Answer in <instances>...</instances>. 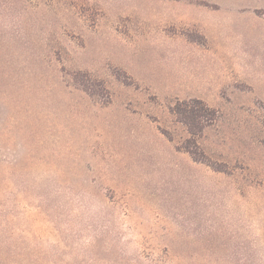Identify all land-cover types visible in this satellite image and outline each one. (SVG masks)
I'll list each match as a JSON object with an SVG mask.
<instances>
[{
  "label": "rangeland",
  "instance_id": "rangeland-1",
  "mask_svg": "<svg viewBox=\"0 0 264 264\" xmlns=\"http://www.w3.org/2000/svg\"><path fill=\"white\" fill-rule=\"evenodd\" d=\"M263 133L264 0H0V264H264Z\"/></svg>",
  "mask_w": 264,
  "mask_h": 264
},
{
  "label": "trees",
  "instance_id": "trees-1",
  "mask_svg": "<svg viewBox=\"0 0 264 264\" xmlns=\"http://www.w3.org/2000/svg\"><path fill=\"white\" fill-rule=\"evenodd\" d=\"M83 90L90 93L87 85L82 86ZM170 114L175 118L185 131L186 138L182 147L191 154L194 160L203 155L199 148V139L201 138L204 129L209 126L216 118V110L210 107L205 101L200 98L188 100H178L169 107ZM169 140H173L172 135L164 130H161ZM264 143V133L263 139Z\"/></svg>",
  "mask_w": 264,
  "mask_h": 264
}]
</instances>
